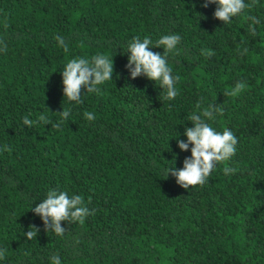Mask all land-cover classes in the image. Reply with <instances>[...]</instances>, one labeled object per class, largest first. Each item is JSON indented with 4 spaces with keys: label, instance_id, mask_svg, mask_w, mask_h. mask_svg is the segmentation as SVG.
<instances>
[{
    "label": "trees",
    "instance_id": "16d2710c",
    "mask_svg": "<svg viewBox=\"0 0 264 264\" xmlns=\"http://www.w3.org/2000/svg\"><path fill=\"white\" fill-rule=\"evenodd\" d=\"M245 2L224 24L204 0H0V264H52L56 254L61 264H264V0ZM166 34L181 37L168 56L180 77L173 100L125 67L134 37L154 45ZM98 53L114 59L112 80L69 102L61 71ZM240 81L241 94H225ZM198 103L223 107L207 122L238 145L187 190L166 169L191 156L177 139L187 140ZM63 108L59 128L23 123L44 114L54 124ZM51 189L81 195L95 214L62 221L63 236L45 232L31 210ZM30 225L40 231L28 240Z\"/></svg>",
    "mask_w": 264,
    "mask_h": 264
},
{
    "label": "clouds",
    "instance_id": "9594fccd",
    "mask_svg": "<svg viewBox=\"0 0 264 264\" xmlns=\"http://www.w3.org/2000/svg\"><path fill=\"white\" fill-rule=\"evenodd\" d=\"M210 4H216L214 18L222 21L224 24L231 23L234 17L242 14L245 9L252 5L246 3L245 0H204L203 7L207 8ZM253 24L257 23L255 17L251 18ZM251 32L255 35V28L252 27ZM58 46L62 47L65 52L68 51V44L65 39L59 35L55 37ZM181 37L179 34H166L161 36L153 45V41L149 37H144L143 40L139 36L134 37L127 45L124 53H130L128 63L125 66L130 72L131 78L144 76L150 81H154L156 85L162 88V98L164 100H173L177 97L178 90L176 83L180 79L179 76L172 74V68L168 65L169 54L177 55L178 45ZM3 43V41H0ZM150 48H163V54L153 52ZM7 45L4 44L3 51H6ZM245 51H247L245 49ZM204 55H212L211 51L202 52ZM114 73V59H110L106 54L98 53L90 59L77 57L69 60L61 71L64 97L69 102L82 104V90L86 93L99 94L100 85L108 80H112ZM247 87L243 81L237 82L235 86L225 94L236 97L241 94ZM197 111H193L188 120L192 123V127H186L184 135L187 140L177 139L178 147L181 151L187 152L191 145V156L185 157L183 168L177 169L176 166L166 169L167 178L169 174L176 178V182L184 189H189L194 186H203L209 182V177L213 170L220 163H225L235 156L238 145V138L234 133L225 128L222 132L217 131L207 121L215 120L216 115L223 114V107L216 104H210L203 107L200 103L196 105ZM60 114V120L53 122L44 114L37 117L36 120H31L26 115L23 123L28 128L33 127L38 123L44 125L51 124L52 127L59 128L60 125L70 115V109H64ZM84 116L87 120H95L93 112H85ZM5 149H10L5 146ZM237 171L231 167H224L225 175ZM90 203V201H89ZM43 221L45 232H53L58 236H63L67 231L61 226L62 221L68 223L79 222L83 224L88 215H94V210L90 212L88 206L84 203V198L81 195L73 194L69 196L67 191H58L51 189L47 196L32 210ZM35 229V231L31 230ZM40 229L35 225H30L29 230L25 233L28 240L38 235ZM4 256V251L0 250V258ZM52 264H61V259L58 254L52 256Z\"/></svg>",
    "mask_w": 264,
    "mask_h": 264
}]
</instances>
